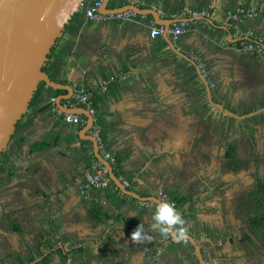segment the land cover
Masks as SVG:
<instances>
[{"label":"crops","instance_id":"1","mask_svg":"<svg viewBox=\"0 0 264 264\" xmlns=\"http://www.w3.org/2000/svg\"><path fill=\"white\" fill-rule=\"evenodd\" d=\"M127 5L157 11L169 29L177 19H191L190 31L173 42L169 33L150 38V20L159 22L152 15L89 21L82 9L72 17L45 67L62 87L39 86L2 159L0 210L32 226L30 237L17 238L11 250L19 255L30 244L24 256L34 264H154L158 233H151L150 243L134 244L129 229L140 223L147 229L153 213L138 211L113 187L81 191L97 160L93 144L82 140L86 124H67L52 111L55 106L62 112L60 101L82 107L70 106L76 87L94 102L104 140L99 152L118 161L115 175L141 196L166 192L187 198L183 217L194 227L216 220L210 210L217 199L191 188L200 175L191 172L196 132L237 121L239 130L259 131L258 139L264 132V53L241 50L233 27L225 24L228 10L258 9L259 16L241 26L264 38V0H110L109 8ZM193 10L210 12L212 23L190 17ZM166 39L197 58L212 99L241 119L225 117L209 104L195 68Z\"/></svg>","mask_w":264,"mask_h":264},{"label":"flooded vegetation","instance_id":"2","mask_svg":"<svg viewBox=\"0 0 264 264\" xmlns=\"http://www.w3.org/2000/svg\"><path fill=\"white\" fill-rule=\"evenodd\" d=\"M257 112L254 111L252 114ZM223 115L228 116L224 113ZM91 136H93L92 133ZM237 138L238 134L229 139L223 137L215 129L200 132L199 144L196 146L200 152L204 151L206 156H209L210 161L207 171L205 170L204 173L209 179L208 182H213L214 187L218 185L220 190L225 191L223 196L226 205L223 208V213H220V199L217 198L215 206L217 212H213L215 210L213 208L210 210L216 220L205 222L203 227L200 226L201 224L195 225V227L187 224L189 225L190 237L188 243H177L169 238L166 245L162 246V236L158 234L157 245L152 252L154 264H166V260H170V263L167 264H233L234 261L235 264H239V250L243 255H246L247 260L253 258L252 260L257 264V259H261V264H264V243L256 236L249 216L258 206L257 196L261 185L264 183V165L259 164L258 170L255 169L253 173L251 172L246 176L245 172L249 167L247 168V162L240 158V155L244 153L242 150L243 141L240 136L239 140ZM257 143L259 142L257 141ZM214 146L216 147L215 150L213 149ZM6 152L7 150L0 157V174L4 172L2 159ZM252 159L254 160L253 157ZM243 175L245 176L244 179ZM213 186L209 184V189H213ZM111 187L115 188L120 198L134 202L138 211L143 213L154 212L155 209L151 211L139 209L136 204L138 200L123 194L112 181L110 187L104 190ZM214 190L216 189L214 188ZM159 193L155 194L157 198ZM163 193L175 202L176 208L183 214V207L188 205L187 198L179 206L176 200L182 198L181 196ZM217 193L219 196L221 195L219 192ZM10 215L0 210V264H34V259L27 260L24 256L31 249L30 244H23L22 255H15V251L12 252L11 250V246L15 244L17 238L30 237L32 226L29 220L17 222L16 216ZM133 227H129L132 232L134 231ZM210 228L215 232H212ZM234 245L238 246L236 250L233 248ZM251 263L253 264V262Z\"/></svg>","mask_w":264,"mask_h":264},{"label":"water","instance_id":"3","mask_svg":"<svg viewBox=\"0 0 264 264\" xmlns=\"http://www.w3.org/2000/svg\"><path fill=\"white\" fill-rule=\"evenodd\" d=\"M83 2L84 0H0V157L8 149L15 130L27 114L39 86L44 83L53 89L62 87L45 72V67L72 17L82 10ZM109 6L110 0H105L102 8L104 14L114 13L119 9H131L139 14L152 15L158 19V25L165 27L164 36L168 34L169 26L160 23L162 20L157 11L141 9L135 5L119 9H110ZM185 20L192 21L187 18L175 21ZM166 41L173 53L186 59L195 68L206 88L209 104L228 116L241 119V116L212 99L210 85L198 62L178 50L171 40ZM67 90L70 92V89ZM72 97L73 90L67 100ZM58 105L64 107L63 113L80 114L87 118L85 137L82 140L93 144L95 158L108 167L111 181L123 194L138 201L155 204L160 201L155 195L141 196L122 185L114 173L112 164L100 154L96 139L88 134L93 125V118L83 107H65L61 101Z\"/></svg>","mask_w":264,"mask_h":264},{"label":"built area","instance_id":"4","mask_svg":"<svg viewBox=\"0 0 264 264\" xmlns=\"http://www.w3.org/2000/svg\"><path fill=\"white\" fill-rule=\"evenodd\" d=\"M105 0H84L82 3V8L84 9V13L86 18L89 21H96L100 19L106 20H128L135 17H141L142 19L146 18L145 15H141L134 10H122L116 11L114 13L104 14L102 12V8ZM260 12L258 9L253 8H245V7H236L233 10H228L226 13L225 24L228 26H232L234 29V37L237 40L239 48L243 51L251 52V53H264V38L256 36L255 32L252 29H243L242 23L246 21L255 20L259 16ZM192 18H202L209 21L211 19V14L207 10H193L189 13ZM149 36L151 39H156L161 37L165 33V27L162 25L156 24L153 20L149 22ZM190 31V21H178L172 25V27L168 30L170 34L171 40L173 42H177L179 38ZM196 62H198L197 58H192ZM199 68L202 69V64L198 62ZM115 77H112L111 80H115ZM122 79H125L123 76ZM106 86H102L100 90L103 92L106 91ZM73 103L70 106H75V103L79 106H82L86 112L91 115L93 118V125L91 127V133L93 137L96 139L98 148L102 149L104 145L103 135H102V126L100 120L97 117V110L95 109L94 102L90 96V93L82 87H76L74 90V98ZM54 102V99H53ZM52 111L61 117L62 121L73 125L80 126L85 125L87 123L86 119L78 114L73 113H63L57 107H53ZM104 159L108 160L111 164L113 163V158L107 152L102 155ZM122 185L125 188H130V181L119 178ZM111 185V179L109 176L108 167L100 163L99 161H93L85 175V182L83 186H81L82 193H86L88 190H104L109 188ZM120 194V193H119ZM158 198L160 200H167L175 204L165 193L160 192L158 194ZM137 206L141 210L151 211L155 209V205L153 202L149 201H137ZM176 206V204H175ZM169 238L162 237V246H165Z\"/></svg>","mask_w":264,"mask_h":264},{"label":"rangeland","instance_id":"5","mask_svg":"<svg viewBox=\"0 0 264 264\" xmlns=\"http://www.w3.org/2000/svg\"><path fill=\"white\" fill-rule=\"evenodd\" d=\"M228 117V116H227ZM229 118V117H228ZM225 129V130H224ZM224 129H219L216 128V132L221 134L223 137L226 138H232L233 136L238 134V138L237 140H239V136L243 141V146H242V150L244 151V153H242V155H240V158H242L243 160H245L247 162L246 167L248 168L247 171L245 172V175L247 176V174H250L251 172L253 173V171L255 169H257V167L259 166V164H263L264 165V132L260 131L261 133V138L258 139L257 138V133H259V131H257L256 129H247V130H239V121L230 124L227 129L224 127ZM239 131H240V135H239ZM200 133L196 132V139L199 137ZM207 136V133H206ZM257 141L259 143H257ZM195 144H199V142L196 140ZM200 146V145H199ZM213 149L215 150L216 147L214 146ZM193 150V153H195V172L194 170H192V173H199L200 175L196 177L195 182L193 181V185H192V189L195 190V192H193V194H200V193H204L206 195H210V197L212 199L214 198H219V212L223 213V208L225 207L226 203L224 200V190H220L219 186H213V182L209 181L208 182V178L206 177V173H204V171H207V168L209 166V156H206L207 154L204 153V151H199L198 146H194L191 147L190 151ZM252 157L254 158V160L252 159ZM255 164V166H253ZM185 166H187V164L185 163ZM258 170V169H257ZM186 171V170H185ZM188 174V173H187ZM244 174V173H243ZM189 175V174H188ZM215 176V175H213ZM244 179V175L242 176ZM209 184H211L213 187V189H209ZM214 188L216 190H214ZM226 189V188H225ZM219 190V191H217ZM228 190V189H227ZM215 191V192H213ZM219 192L221 195L219 196L218 193ZM217 193V194H216ZM223 205V206H222ZM213 209H215V206L213 207ZM213 212H217V210L215 209ZM204 226V225H203ZM247 228V226H246ZM212 232L213 231L212 228H210ZM235 247L234 250H236V248H238L237 245H234ZM232 252V251H230ZM246 255H243L240 250H239V264H252L251 262H253V264H256L255 261H253V258H248L249 260L246 259ZM247 260V261H246ZM235 264V261L234 263ZM257 264H261V259H257Z\"/></svg>","mask_w":264,"mask_h":264},{"label":"clouds","instance_id":"6","mask_svg":"<svg viewBox=\"0 0 264 264\" xmlns=\"http://www.w3.org/2000/svg\"><path fill=\"white\" fill-rule=\"evenodd\" d=\"M150 221L147 229L142 223L134 229L130 236L132 243L152 242L153 236L151 233H158L162 237L171 238L177 243H188L190 237L186 220L174 203L167 200L157 202Z\"/></svg>","mask_w":264,"mask_h":264},{"label":"trees","instance_id":"7","mask_svg":"<svg viewBox=\"0 0 264 264\" xmlns=\"http://www.w3.org/2000/svg\"><path fill=\"white\" fill-rule=\"evenodd\" d=\"M117 164L118 161L114 159L112 166L115 170ZM257 197H258V206L255 208V211L249 216L256 236L264 243V183L261 185V189ZM176 201L180 206V204L186 201V199L178 198Z\"/></svg>","mask_w":264,"mask_h":264}]
</instances>
